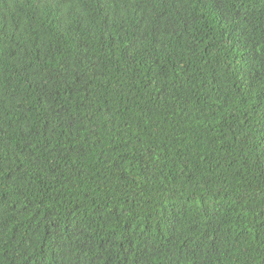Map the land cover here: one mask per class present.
I'll return each mask as SVG.
<instances>
[{"label":"trees","instance_id":"16d2710c","mask_svg":"<svg viewBox=\"0 0 264 264\" xmlns=\"http://www.w3.org/2000/svg\"><path fill=\"white\" fill-rule=\"evenodd\" d=\"M0 264H264V0H0Z\"/></svg>","mask_w":264,"mask_h":264}]
</instances>
